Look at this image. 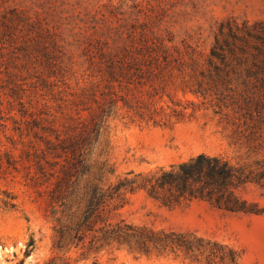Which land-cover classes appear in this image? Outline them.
Wrapping results in <instances>:
<instances>
[{"label":"rangeland","instance_id":"rangeland-1","mask_svg":"<svg viewBox=\"0 0 264 264\" xmlns=\"http://www.w3.org/2000/svg\"><path fill=\"white\" fill-rule=\"evenodd\" d=\"M247 32L264 34V0H0V264H229L221 260L228 250L237 264H264V180L251 179L264 171V71L253 68L255 46L264 45ZM217 37L233 54L225 48L224 62L210 65ZM119 60L144 65L140 78L109 84L105 63ZM100 109L107 116L90 162L104 188L128 183L104 219L155 233L148 252L53 249L54 217L38 194L45 188L34 185L23 153L29 142L43 148L28 122L62 131ZM199 155L250 175L234 190L245 210H227L226 199L151 195L163 171ZM171 232L202 239L203 253L166 247L162 234Z\"/></svg>","mask_w":264,"mask_h":264},{"label":"trees","instance_id":"trees-1","mask_svg":"<svg viewBox=\"0 0 264 264\" xmlns=\"http://www.w3.org/2000/svg\"><path fill=\"white\" fill-rule=\"evenodd\" d=\"M246 35L264 45V34L247 32ZM229 39L231 42L237 39L231 30ZM228 40L220 41L218 37L215 39L207 58L210 65H214L215 61L224 62L225 48L229 54H233V45ZM255 54L253 68L264 71V59L258 64L257 57L264 56V46H255ZM144 67L142 64H130L120 60L110 61L105 63L103 77L109 84L116 82L121 85L128 83L130 78H140ZM213 67L215 70L219 69ZM110 104L116 105L117 101H111ZM135 111L140 119L147 118L148 121L155 122L156 114L153 111L142 108ZM20 112L21 116L27 115L25 110ZM105 116L106 109H100L90 114V123H68L63 126L62 131L54 129L50 122L44 125L35 118L28 122V131L36 129L47 134V137H44L35 130L32 135L43 144V148H37L29 142L27 148L31 150V154H28V150L23 153L26 158L32 157V166L35 175L38 176L32 178L34 185L45 188L38 194L45 195L44 201L54 217L53 249L57 253L69 251L79 244L83 250L81 257L112 245L148 252V243H155L157 240L158 236L150 230L137 229L123 220L112 225L104 219V213L110 204L115 198L120 197L121 189L128 184L126 181L118 180L115 185L104 188L100 185L101 170L94 171V164L90 162L88 154L96 142L99 126ZM19 130L20 127L16 131L22 135V131ZM10 166H14V163L11 162ZM250 178V175H244L239 169L220 158L199 155L177 169L163 171L155 179L150 193L155 195L158 191H166L176 202L180 199L215 198L216 202L220 203L226 199L223 205L227 210L242 211L245 210L246 203L234 196V190ZM251 179L264 180V171ZM162 235L170 240L166 247L184 253L194 250L203 253V240L200 238L194 237L195 244L183 234L171 232ZM221 260L237 264L236 255L231 250H228V255H222ZM48 264L56 263L53 259Z\"/></svg>","mask_w":264,"mask_h":264}]
</instances>
